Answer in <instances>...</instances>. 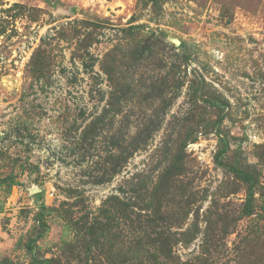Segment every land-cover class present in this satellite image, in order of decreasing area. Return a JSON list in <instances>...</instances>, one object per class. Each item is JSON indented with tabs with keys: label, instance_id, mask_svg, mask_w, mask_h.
Listing matches in <instances>:
<instances>
[{
	"label": "rangeland",
	"instance_id": "rangeland-1",
	"mask_svg": "<svg viewBox=\"0 0 264 264\" xmlns=\"http://www.w3.org/2000/svg\"><path fill=\"white\" fill-rule=\"evenodd\" d=\"M0 264H264V0H0Z\"/></svg>",
	"mask_w": 264,
	"mask_h": 264
}]
</instances>
